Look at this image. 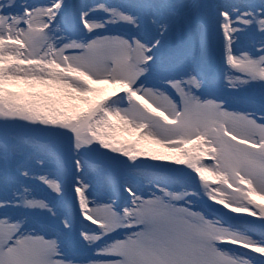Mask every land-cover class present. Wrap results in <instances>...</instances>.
I'll list each match as a JSON object with an SVG mask.
<instances>
[{"label": "rangeland", "instance_id": "374dc122", "mask_svg": "<svg viewBox=\"0 0 264 264\" xmlns=\"http://www.w3.org/2000/svg\"><path fill=\"white\" fill-rule=\"evenodd\" d=\"M69 1L70 0H66L65 4H67ZM86 1L87 0H72V5L69 6V8L75 7L77 5L82 6L80 5V2L85 4ZM98 1L99 0H94V3H97ZM103 1L109 2V0ZM144 1L145 0L134 1L139 3L138 8L141 10V13H143L145 7ZM159 1L161 4L159 5L156 14L163 24L160 25V27L157 26L156 28L154 27L151 29L142 22L140 23L141 19L146 20L142 14L139 19L132 23L121 16L111 17L109 14H107L106 10H99L95 13H91L95 14L93 17L103 15L106 17L110 16L109 19L102 25L95 26L92 29H85V31L89 33L97 29H104L107 30V33L104 36L92 41V44L86 43L84 40L85 37L83 35L80 36V40L75 45L58 47L56 43L57 50H67L68 53H65V56H70L68 59L65 57L63 61H69V63L71 61L74 62V66L80 68L79 72L77 73L82 74H75V76H73L75 77L74 79H66L62 85L63 89L65 91L66 89L70 91L73 90L75 96H77L78 99H80L83 95L84 99L81 98L82 102H79L82 103L81 108L85 109V112L83 113H93L92 115H95V117H92L91 114H85L82 115L81 118L77 119L74 109L71 110L70 113L67 112L68 114L55 111L52 112L50 110H45L43 113L41 112L42 110L39 106L43 103L41 99L44 96H42V94L38 95V97H34L29 94L31 91L29 86L28 93H22L19 87L15 86V89H12L11 87L6 86V88H4L2 84H0L1 177H8L9 173L14 171L15 164L18 163L19 160H26V158L31 155L33 156L32 158L39 160L37 153L34 151L35 147L33 148L31 144V141L33 140L30 139V141L27 142L24 140V136L28 135L32 138L50 140L53 146L59 147L62 156L66 157L67 159H70L71 155L73 156V154H82L86 155L90 159H96L99 162H102V165H106L108 169L103 167V173H101L100 170L98 171L100 167H96V171L94 170V172L89 173V175L94 176V179H97L100 176L97 175L98 172H100L102 175H106V177L102 179L101 182H98L100 187L102 186V183H105L104 186H106V183L109 184L110 188L114 185V181L113 183H109L106 179L109 177V175L110 178L113 179L111 174L120 181L122 180L124 182L125 179L129 181L131 178V166L141 165L143 163L151 166L152 163L147 161V157L145 156H140V159L132 157L134 154V151L132 150L133 148H128L127 151H123L124 148H122L121 145L120 148L117 144L111 143L107 137H103V134L98 129L95 130V127L93 128L92 124L94 123V120L97 118L99 120L101 118V115L104 114L103 112H105V114L108 113L107 111L109 110H106L104 107L107 104L106 100L109 99L110 101L111 98L116 99L118 95L124 93L126 89L136 86L138 79L149 72L148 69L142 72L135 71L134 68H137L141 65L144 66L143 63L145 62L146 64L150 63V54L153 46L165 45L164 43L168 40V37L165 38L167 34L165 31H163V29L173 24V20H175V18L182 19L185 17L189 19L190 25L193 27L194 21L197 18L203 17L202 14L204 13H206L208 16H211L213 13H215V15L210 18L222 22L225 15H220L224 13L223 10L219 9V7L221 6V3H223L225 6L230 2L231 10L233 11V18L245 22L246 25L244 26L248 28L243 42L251 43L252 37H257V39L260 40V36L264 35V0ZM186 1L193 2L194 4L188 8H184L183 4ZM34 3L35 2H33V0H0L1 45L10 48L12 45L6 46V41L10 40L8 43H13L15 46L14 55L9 58H5L0 64V76L2 69L7 64L10 62V64H13L18 61L20 62V65L16 68L17 73H14L12 78L15 77V74H23V71H25V74L31 73L30 76H32L33 73L38 72V61L34 59V56L37 55L39 56V59H42L41 55L44 53L46 54V52L52 49L51 46L53 37L51 34L39 37L33 34L28 37L32 48L31 56L27 55V39L22 40L18 38V33L20 30L24 29L21 27L24 25L26 26L25 21H27L29 24V20L32 19L31 8H33ZM209 5H214L216 11L214 10L210 12ZM233 7L237 8L234 9ZM11 8L16 9V14L14 17L17 18L12 22L10 29L12 28V32L15 33V31L19 28V31L17 30V33H15L13 37L6 35V33L9 31V27L5 22L7 15L4 14L5 11L10 13ZM55 10L56 8L51 12L52 14L46 18L45 21H47V24L50 19L54 18L56 13ZM195 10H197L196 15H194ZM202 25V27H204L201 29V33L203 30L202 36L201 38L199 35L195 36L194 41L195 43L199 44L200 46L203 45L204 47L207 44L205 39L207 36L210 38L214 29L209 27L207 28V24L205 25L202 23ZM123 29L127 31L129 30L130 34L128 35L122 33L121 30ZM147 31H149V33H147ZM150 33L152 36L148 37V34ZM221 35L222 37H227V35H224L223 33H221ZM249 35H251V37ZM66 37H68V34H66ZM184 37H186L185 33L182 34L177 40H182ZM143 39L149 41H147V44L145 43L146 46L144 44L145 52L144 55L143 53L142 55L145 57L140 59V48L141 45H143L142 42L144 43L145 41ZM12 40L14 42H12ZM138 42L141 44H138ZM259 42L261 46L256 47L255 50H253V55L249 56L252 58L258 57L262 59L259 61L256 59V63L252 67L238 68V74H244L250 79H259V77H261L256 73V71H260V68L264 67V52L260 53L261 51H264V40ZM120 45H123L122 49ZM246 52L247 51H245V53ZM217 60V63H219L220 57H218ZM30 62H34L35 66L31 67L29 65ZM207 62L209 63L207 65H210L212 60ZM188 63L190 64L188 69L191 70V75H193L194 66L197 65H194L191 59L188 61ZM188 63L182 64L180 69H182V71L185 70ZM96 65L99 66L97 67ZM236 69L237 68H235L234 65L232 70L236 71ZM97 72L102 74V80H99L100 78L96 76ZM110 78L114 79L112 80ZM97 80H99L100 84L105 83L106 80L110 81L111 87L113 86V90L110 91L109 89L106 91L103 89L102 92H100V89L96 87L93 89L94 91L86 92L90 90V88L88 90L85 89L86 85L93 88L91 85L97 83ZM249 81L253 82L255 80ZM263 81L264 77L258 81V87L261 86V82ZM199 84L200 83L198 79H193L192 81L182 79L173 85L168 84L171 86L170 88L174 95L176 94L179 97L180 102L174 101V99L172 97L170 98L168 93H165L164 90L161 91L163 94L162 97H166L173 102V110L167 117V121L165 123L162 124L155 121L153 127H155L156 130L154 132L151 129L152 133L150 134L151 136L148 138V141L153 140L154 138L158 139L160 144L165 142V140L177 138L176 141L179 143H174L170 146V149L173 150L174 148L178 149V147L183 146L182 144L190 142L196 137L204 136L206 137L208 146L216 148L220 154L218 155V165L216 167V171H214L213 174L207 175V177L205 176L204 178L218 180L225 179L227 182L228 180L229 182L230 180L231 182L232 180H234V182H237L238 180L245 182L246 180L253 179L264 186V150L259 153H252L251 151H247L244 148L236 146L237 144L234 143L237 141L239 143L252 144L249 142H258L261 139L264 141V138L257 139V137L255 138L256 135H240L230 129L228 131L226 127H224L220 132V129L218 130L220 124L226 125L228 128L230 127L227 124L221 123L226 120H221L218 122L212 121L213 124L209 126L210 134H203L201 133L200 128L194 129L190 126V120H194V117L198 116L200 113H205L206 106H210V108H212V110L214 109L216 112L223 111L230 113V111H228L224 105L219 106V103L222 102L218 100L209 98L206 101H202L199 97ZM76 88H79V91H75ZM231 88L232 89H230V91L237 94H241L244 92V90H248V88H246L242 83H236ZM51 89L52 92L50 93L51 96L49 95V99L52 97L57 101H60L62 97L60 91L59 93L54 92L56 89L52 86L50 90ZM147 89H150V87ZM217 89L222 91L228 90L226 87H222L220 84L218 85ZM65 91H63V93ZM97 92L108 96L104 97V99H100L95 95ZM145 92L147 91L145 90L142 96H138V98L140 99V102L146 104L147 102L145 100ZM86 93H90L92 95V100L94 97V99H97L98 102H89L85 98ZM86 96L89 97V95ZM72 99L75 101V97ZM178 105L184 109V114L180 119H175L174 116H176V107ZM55 106H57V104ZM147 108L150 110H148V113L158 114L162 112L158 106H151L149 103L147 104ZM120 113L125 114L124 116H127L128 120L131 122L130 125L132 124L126 134H124L126 141L129 140L131 142L135 137L136 132H138L137 130L139 127L142 124L149 123L148 117L143 114L147 112L141 111L134 103H132ZM180 113H182V111ZM231 113H235L239 116H245L248 120L257 123L256 120L249 117V113H244L243 109L242 111H231ZM118 115H111V117L109 116L110 119L109 117L108 119L110 121H112L111 119L118 120ZM48 120L58 124L56 126H52L50 123H47ZM178 122L179 125L174 126V124ZM257 125L260 126L261 123L259 124L258 122ZM215 134L218 135V139L212 137V135ZM209 141L211 142L210 144ZM254 146L260 147L258 144H254ZM28 148H31L32 150H29ZM8 150L10 151L9 153L7 152ZM44 152L45 151H41L42 154H44ZM120 154L122 157L115 158L119 157ZM199 162V157L195 160H192L187 166L184 165V163L173 161L170 165H167V169L168 171L171 170L172 173H176L177 176L187 174L189 177H192V165L197 164L198 166ZM36 164V173H42V171L39 169L41 167L40 161H37ZM51 164L54 166V161ZM153 166L156 165L153 164ZM164 171L168 172L166 170ZM85 172L88 174L89 171L85 170ZM19 177L20 179H16L15 181L6 178L5 180H8L6 182L8 184L5 186H1L0 184V214H8V216L0 215L1 219L6 220L5 224L0 223V264H73L62 262L58 258L56 252L58 239L55 233L50 229L46 230L47 228L39 227L35 221L33 223L32 219H30L32 222L29 221L25 215L26 213H32L46 222L63 229H66V226L71 225L72 222L69 219L66 221L64 218H59L55 214L58 210L56 199L60 194L59 187H56L55 185L54 188H49V186L42 184L36 178H30L26 169H22V175H19ZM229 182L228 184L230 185ZM230 186L232 187V185ZM61 188L63 189V187ZM86 188H90V186L85 187L84 185V187H82L80 190H77V194ZM108 188L109 187L106 186V190H108ZM156 188L153 189L149 187L147 191L144 192V194H140L137 202L134 203L133 207L131 208L129 215L126 216L127 218L130 217V222L137 224L139 229L134 233H131L129 236L124 237L122 240L109 244L106 249L101 251L116 256V261H99L79 264H240V259L231 257L223 251H218L215 248L214 241L220 238H232L236 241L244 243L246 246L255 244L254 242L249 241L247 238L240 236L236 231L225 229V227H223V225H221L219 222L205 219L201 212L198 213L196 211L195 207L197 206L196 202L199 199V196L194 194L193 191H188L186 189L180 190L177 188L169 191L168 189ZM91 189L93 192L96 187ZM201 189L206 191L204 183L202 184ZM98 193L99 192L97 190L93 192L94 195ZM263 194L264 188H262V190L257 193V195L260 197L263 196ZM86 200H84L85 204L82 202V205H85L86 208L85 213H87V215L88 213L90 214L88 218L91 219L92 223L99 224V226L93 225L94 229L92 227V231L91 227L90 229H83L85 232V240H88L87 244L89 245L91 241L117 227L121 222H123V218L121 216H112V214H114L115 207L112 202V198L105 205L96 207L93 206V203H91V199L88 198L87 203ZM102 200L105 199L103 198ZM213 201L222 202L221 205L234 211L235 213L240 211H250L249 202L243 199L241 194H234L224 190L223 188H220L218 193L215 194ZM74 207L76 212L78 210L77 203H74ZM72 213L75 214L74 210H72ZM261 214V211L256 213L260 221H262V218H260ZM166 216L172 218V220H169L168 222H172L173 225H176L175 222H177L178 226L176 228V232L178 236H181L182 240L172 235L171 239L169 240V229L158 232V221L165 218ZM24 223H28L32 226L31 231L21 235V237L16 242H14L10 248L4 249L3 242L9 236L12 229L17 225ZM33 224H35L36 228ZM256 246L258 247H255L254 249L264 252V244L262 246L256 244Z\"/></svg>", "mask_w": 264, "mask_h": 264}, {"label": "bare ground", "instance_id": "6f19581e", "mask_svg": "<svg viewBox=\"0 0 264 264\" xmlns=\"http://www.w3.org/2000/svg\"><path fill=\"white\" fill-rule=\"evenodd\" d=\"M135 0H109V2L107 1H98L97 3H93L92 1L90 2H86V4L84 5L82 2H80V5L82 6H75L72 13H71V17L73 19L77 20V24H80L82 29H92L95 26H99L102 25L104 22L106 21H99V20H90L92 19L93 15L95 14H91V13H95L96 11L99 10H106L107 14H109L111 17H117V16H121L125 19H127V21L129 22H134L135 20L139 19V17L141 16V10L138 8L139 7V3L134 2ZM139 1V0H137ZM34 6L31 11V15H32V19L29 20V24L27 26L26 29L20 30V32L18 33V38L25 40L27 39V45H28V50H27V55L31 56V44L30 41L28 40V37L31 35H36L37 37L39 36H46L48 34H50L49 29L50 27L46 25V18L51 15L52 11L55 8H61L65 3V0H33ZM72 0H70L67 4H65V7L69 9V5H71ZM229 2V1H228ZM160 1H156L154 3V10L152 12V14L150 16H146L143 15L146 19H147V23L149 25V28L153 29L154 27L156 28L157 26L160 27V25H163L162 22L159 21V18L156 14V12L158 11V7L160 5ZM192 4H194L193 2H185L183 4L184 8H188L189 6H192ZM31 6V7H32ZM234 9L237 7H233ZM219 9L223 10L224 14H220V15H225L224 19L222 22H220L219 20L216 21V19L214 20L213 18H210L212 16L215 15V13H213L211 16L207 15L206 13L202 14L203 17L201 18H197L195 20H202L205 22V24H208L210 27L214 29L211 33L210 38L205 39V42L207 41L206 46L203 47L200 46L198 44V46L195 48L194 47V39L195 36H202V34H200V30L199 28H196V26L194 25L193 27H191L190 25V21L187 17L185 18H175V20H173V24H171L170 26H167V30L169 32H167V37L168 40L164 43V46H161L164 50H169V53L172 52H181V55L186 56V64L188 63V61L191 59L193 61L194 65H203L204 64H209L207 61L212 60V63L210 65H207L208 67H212L214 66V64L217 63V59L218 57L220 58H225L226 60L231 59V66L228 68V70L226 71V73H224V76L222 77V80L219 84H221L222 87H226L229 91L230 89H232L231 87L236 84V83H242L243 85H245L246 88H248V90H244L245 92L249 93L251 96V98L256 99V97L259 98H263L262 100L264 101V81L261 82V86L258 87V81L260 79H262V77H264V67L260 68V71H256L257 74H259V79H250L249 77H247L246 75L239 73L238 74V68H245V67H252L255 65L256 63V59H258V61L262 58H252L249 55H253V50H255L256 47L261 46L260 42L257 40V38L252 37V42L250 43L249 46H247L243 40L245 39V33L247 32L248 28L245 27L244 25H246L245 22L239 21L238 19L233 18V11L231 10V5L230 2L229 4H226L225 6L223 5V3H221V6L219 7ZM216 11V8H214V5H209V11ZM187 12V11H186ZM197 10L194 11V15H196ZM187 14V13H186ZM235 14V13H234ZM187 16V15H186ZM210 18V19H209ZM212 20V21H211ZM41 25V26H40ZM63 30H58L55 33H52L53 35H57V46L58 47H65V46H69V45H75L78 43V41L80 40V36H71L68 35V37L63 35ZM141 32V30H140ZM149 33V32H147ZM185 33V36L181 41H177V39ZM221 33H223L224 35H227V38H231V43H232V48H233V54H229L228 53V48L225 45L226 42V38L222 37ZM15 33L11 32V37H13ZM16 36V35H15ZM152 36L151 33L148 34V37ZM251 37V35H249ZM7 37V36H6ZM166 37V38H167ZM249 37V38H250ZM225 38V39H224ZM7 39V38H6ZM1 40L0 39V64L4 61L5 58H9L11 56L14 55L15 53V46L13 43L9 44V40L6 41L7 45L6 46H10L12 45L10 48H7L3 45H1ZM145 40V39H143ZM165 40V39H164ZM224 40V44L223 41ZM149 41V40H147ZM146 40L144 41V43L142 42L143 45H141L140 48V52H141V56H139L140 59H143L144 52H145V46L148 43ZM141 42V41H140ZM140 42H138V44H141ZM164 42V41H163ZM146 43V44H145ZM156 43V42H153ZM151 43V44H153ZM92 44V42L90 43ZM145 44V46H144ZM177 44V45H176ZM118 45V44H117ZM121 49L123 48V45H120ZM246 48L247 52L245 53V51H243V49ZM69 49V48H68ZM147 52V51H146ZM143 53V55H142ZM249 53V54H248ZM64 52L63 50H55L54 53L52 55L49 54H43L41 55L42 59H39V56L35 55L34 59L38 61V65H37V69L38 72H35L31 75V73L29 74H25V71H23V74H15V77L12 78V75H9L8 77H3L0 78V84H2V86L4 88L7 87H11L12 89H15L16 87H19L21 89V92H26L28 93V86L30 88V95L34 96V97H38V95L42 94V96H44L41 100L43 101L42 104H40V108H41V112L44 113L45 110H50L52 112H59V113H64V112H69L71 111V109L73 107H78L79 109L82 106V97L80 99L77 98V96H75L73 90L70 91L68 89H66V91L63 89L62 85L63 82L66 79H74L75 74L76 75H82L81 73H77L79 72L80 68H78L77 66H74V62H70L69 61H63V59L66 57L67 59L70 57L65 56L64 57ZM42 60V61H41ZM144 66H139L137 68H134L135 71H146L147 69L153 70L150 65L143 63ZM189 63L187 65V68L185 70H180L179 72L176 71V73H174L173 76H167L166 72L162 71V72H156V74H158V85L156 87H150V89L146 88L145 92V100H146V104L145 103H141V102H137L135 103L140 110H148L147 108V104L149 103L151 106H158V108L163 112L164 118H163V123H165L167 121V117L170 115V113L173 110V102L169 99H167L166 97H162V88L163 86H165L166 84H171L173 85L176 82L181 81L182 79L185 80H189L192 81L193 79H195L194 74L191 75V70H189ZM235 65V70H232L233 67ZM264 65V63H263ZM97 67L99 65H96ZM202 68V66H201ZM213 68V67H212ZM232 70V71H231ZM76 71V72H75ZM230 71H231V75H230ZM240 71V70H239ZM97 77H99V80H102V74L98 73L96 74ZM99 80H97V83H95L94 85H92L93 88H90V90H93L94 88L98 87L100 89V92H102V90H113V86L111 87V82L106 80L105 83L100 84ZM249 80H255L253 82L249 81ZM263 84V85H262ZM55 87L56 90H54V92L56 93H61V100L57 101L54 98H50L49 99V95L51 96V92L52 89L50 90V88ZM229 87V88H228ZM1 88V87H0ZM63 91H65L63 93ZM75 91H79V88H76ZM94 91V90H93ZM105 91V92H106ZM226 91V93H227ZM97 92L95 95L98 96V98H104L107 97L108 95H102V93ZM102 95V96H101ZM101 96V97H99ZM48 97V98H47ZM75 97V101H73L72 98ZM92 102H98L97 99H94ZM76 103V104H74ZM79 103V104H78ZM57 104V106H55ZM114 107V104H111ZM110 104H107L106 107L111 106ZM176 107V106H174ZM205 113H200L198 114V116L194 117V120H190V126L194 129H201V133L203 134H210V127L213 123L212 121H221V120H226L224 122H221L223 124H227L230 127L228 128L226 125H222L220 124L219 128L217 125L218 130L220 129L223 130L224 127H226V129L229 131L232 130L233 132H237L240 135H248V136H255V138H264V127L263 126H259L257 125L255 122H252L250 120H248L245 116H239L235 113H229V112H216L214 109L212 110V108H210V106H206L205 107ZM118 112L113 113L112 116L114 115H118V120L115 119H111L112 121L108 120L104 125H100V130L101 132L104 134L105 137H107L109 139V141L113 144H117L119 147L121 145L122 148H124L123 151H127L128 148L134 151V153L140 157V156H145L147 157V161H149L150 163L155 164L159 170H165L168 168L167 165H170L173 161H177L178 163H184V165L187 166L188 164V159H187V155L189 156H194L197 157V155H201L204 153H210V151L212 149H216L214 147H209V146H204L202 149L198 146H187L185 147L184 151L179 150V148L177 149H170V146L173 145L174 143H177L176 139L177 138H173L171 140H165V142L160 143L158 142V139H154L148 141V138L151 136L150 134L152 133L151 129L155 132V127H153L155 120L154 119H158V116L156 114L153 113H146V117H148L149 120V125L150 127L148 128V130H146V132L144 133V135L142 136V140H140V142L138 144H133L131 143L129 140L126 141V137L124 134H126V132L128 131V129L131 127L130 125V120H128L127 116H124L125 114L120 113L121 111L124 110V107H120L119 109H117ZM249 117H259L264 115V110L258 108L255 109L250 108L249 111ZM67 114V113H64ZM122 114V115H121ZM114 118V117H113ZM129 126V127H127ZM214 129V128H212ZM202 134V135H203ZM211 136V135H210ZM155 137V136H154ZM213 138H219L218 135H212ZM211 138V139H213ZM243 138V137H242ZM128 139V138H127ZM147 140V141H146ZM115 142V143H114ZM258 142H264L263 139H261ZM186 146V145H185ZM120 147V148H121ZM29 150H32L31 148H28ZM36 152V151H35ZM176 154H173V153ZM217 154L220 155L218 153V151L216 150ZM263 154V153H262ZM36 156V155H35ZM34 156V157H35ZM37 157L39 160L35 159V158H31V160L28 161V164L23 168L26 169L27 174L30 178H36L37 180H39L42 184H45L47 186H49V188H54V186L56 185L59 186V183L61 181V178L59 177V175L57 174V170H53L51 167H49L47 164H50L52 162V157L51 155L45 150L44 154L41 153V151L39 150L37 152ZM122 157V155L120 154L119 157H115V158H120ZM40 161V170H42L43 172H37L36 173V168H37V164L36 162ZM72 164V163H71ZM166 164V165H165ZM29 165V166H28ZM218 165V160L216 161V163L214 165L208 164L206 167H204L203 169H197L195 168V170L199 173V175H202V177H207V175L209 174H213L214 171H216V167ZM36 166V167H35ZM80 167V165H78ZM75 164H72L71 167L73 169H76L78 167ZM35 167V168H34ZM81 170L79 169V172ZM218 173V172H217ZM73 175V172H72ZM201 177V178H202ZM37 181V182H39ZM100 180L98 179H94V176L92 175H85L84 180H82V182L80 181L79 184L81 185V188L86 186H90V188H86L82 191H80L78 194V191L76 189H73L71 191L72 195L71 198L73 200V198H75V201L77 203V205L79 206V208H85L82 205L84 203V200H86V203L88 201V198L91 199V203H93V206H103L105 205L108 201H110L111 199V194L110 191H107L104 187H100L99 186V182ZM108 181V180H107ZM215 181V180H213ZM101 182V181H100ZM201 183V181H200ZM1 186H5L8 183H6V181H1ZM41 184V185H42ZM248 185H250V189L249 191H246L247 193H242V198L247 200L249 202L250 205L252 206H259L260 207V211L263 212V208H264V204L261 203L264 200V194L263 196H259L257 195V193L262 190V188H264V186H262L261 183H259L258 181L256 182L255 180H251L250 183H248ZM232 186L233 187H237V188H241L242 183L241 181H237L234 182V180L232 181ZM93 187H96V189H100L101 188V193L99 195H94L92 192ZM48 188V189H49ZM80 188V189H81ZM228 188V184L224 181L223 183V189H227ZM243 189V188H242ZM238 190V192L241 194V190ZM79 190V189H78ZM117 190L119 191V193H121V195L124 193L123 188L119 189L117 188ZM220 190V188L217 189V191H215V194L218 193V191ZM214 192V191H213ZM91 195V196H90ZM16 197V195H15ZM99 197V198H97ZM43 198V197H42ZM66 198V197H65ZM101 198V199H100ZM105 200H102V199ZM74 202V200H73ZM101 202V203H99ZM223 209L228 213L231 214V212L223 207ZM127 211V209H126ZM125 211V212H126ZM124 212V213H125ZM264 213V212H263ZM57 215V217L59 218H64L63 217V213L61 211H57L55 213ZM90 214L88 213V215L86 216V214L83 212L81 214V217L85 218V222L87 223V225H93L91 222V219L88 218ZM112 216L117 217L118 214L114 212V214H112ZM159 217V216H156ZM169 220H172L171 217L166 216L165 218L161 219L158 221L159 223V227H158V232H161L165 229H169V235H168V239H171V235L176 237V238H181V236H178L177 232H176V228L178 226L177 222L176 225H173L172 222H168ZM0 223L5 224L6 220L5 219H1L0 218ZM247 237V236H246ZM79 239H82V235L80 234ZM247 239L249 241H253L250 238L247 237Z\"/></svg>", "mask_w": 264, "mask_h": 264}]
</instances>
